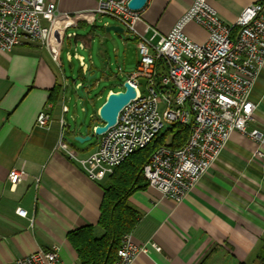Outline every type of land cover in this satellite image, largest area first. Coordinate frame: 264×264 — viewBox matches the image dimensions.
Masks as SVG:
<instances>
[{"label":"crops","instance_id":"1","mask_svg":"<svg viewBox=\"0 0 264 264\" xmlns=\"http://www.w3.org/2000/svg\"><path fill=\"white\" fill-rule=\"evenodd\" d=\"M48 1L55 2L61 14L89 12L97 5V0ZM193 1L148 0L137 27L146 38L153 35L152 28L166 34ZM260 1L208 0L230 24L245 6ZM79 14L78 27L90 24ZM96 17L90 25L97 23ZM102 30L100 41L102 35L108 37L105 27ZM184 32L197 42L207 38V31L195 22ZM73 40L65 39L56 55L36 42L0 49V264H15L19 257L53 245L60 247L62 264H79L68 233L92 225L96 237L104 234L98 221L109 179H90L59 145L63 140L69 146L68 137L93 136L101 124L90 123L86 133L67 121L72 97L64 87L62 55L64 43ZM103 49L99 53L105 58ZM250 98L256 109L248 127L264 133V65ZM43 110L51 115L48 127L37 124ZM98 143L80 153L69 150L85 157ZM258 148L249 137L233 132L218 160L181 202L150 186L134 192L129 202L141 217L130 234L146 249L131 264H264V157L256 154ZM261 149L264 152V145ZM21 167L27 177L11 189L8 173ZM18 208L25 209L27 217L19 216Z\"/></svg>","mask_w":264,"mask_h":264},{"label":"built area","instance_id":"2","mask_svg":"<svg viewBox=\"0 0 264 264\" xmlns=\"http://www.w3.org/2000/svg\"><path fill=\"white\" fill-rule=\"evenodd\" d=\"M128 3L97 0L95 9L78 14L90 24L97 14L113 17L138 38L140 59L127 79L137 96L122 108L116 124L100 135L97 148L88 156L78 157L63 140L59 145L90 179L103 181L159 132L174 123L189 125L190 135L182 147L161 145L143 167L148 186L181 202L218 160L233 132L255 141L260 147L256 154L264 157V133L248 127L256 109L251 92L264 65V1L245 6L230 24L208 0H194L168 33L152 28L150 38L137 27L142 20L141 10L131 9ZM78 14L58 13L56 3L48 0H0V49L11 51L36 42L56 55L65 39H78V33L69 30L78 27ZM59 20L60 40L54 45L53 29ZM190 22L207 31L206 40L197 42L186 35L184 27ZM80 47L85 49V43L81 42ZM74 56L86 75L91 68L85 57L78 52L73 56L68 53L69 60ZM139 77L147 80L145 93L139 89ZM50 122V113L41 111L37 124L48 127ZM26 177L24 167L12 168L8 173L11 189ZM16 212L27 217L25 209ZM145 249L137 246L128 233L114 264H131ZM15 264H62L60 247L53 245L23 255Z\"/></svg>","mask_w":264,"mask_h":264},{"label":"rangeland","instance_id":"3","mask_svg":"<svg viewBox=\"0 0 264 264\" xmlns=\"http://www.w3.org/2000/svg\"><path fill=\"white\" fill-rule=\"evenodd\" d=\"M96 20L97 23L94 25L86 24L78 28L71 27L69 30H75L80 37L77 42L73 40L72 44H69L67 40L63 46V72L67 77L64 87L68 96L72 97L71 102L68 103L71 111L67 116V121L73 129H81L83 121L92 125L96 121L104 124L98 115V111L107 101L108 90H124V83L128 79V75L136 70L140 59L138 46L132 33L127 30L123 33L111 31L108 33L107 38L102 35L103 38L100 41L99 36L103 32L102 27H106V22L115 25L116 19L97 14ZM81 42L85 43V49L80 47ZM101 48H104L103 50H106L107 55L110 57L107 67H103L99 60L98 55ZM68 52L72 56L76 52L83 55L90 68L97 70L96 76L91 80L84 78L86 75L82 72L79 60L75 56L72 60H69L67 58ZM137 82L141 92L145 93L147 80L144 77H139ZM80 85L82 86L83 97L79 94ZM82 129H85V127ZM98 139H100V136L95 135L94 131L91 139L85 142H79L74 137H68L71 144H69V147L75 153H80L83 150L93 148Z\"/></svg>","mask_w":264,"mask_h":264},{"label":"trees","instance_id":"4","mask_svg":"<svg viewBox=\"0 0 264 264\" xmlns=\"http://www.w3.org/2000/svg\"><path fill=\"white\" fill-rule=\"evenodd\" d=\"M110 90L112 89L108 90V94ZM190 131L189 125L174 123L159 132L149 145L134 152L115 168L108 177L110 183L104 191L100 207L98 224L103 228L104 234L96 237L93 226L86 225L67 235L78 254L79 264L115 263L124 235L133 230L141 217V213L130 204L129 197L148 186L143 174L144 165L161 145L182 147L187 142Z\"/></svg>","mask_w":264,"mask_h":264},{"label":"water","instance_id":"5","mask_svg":"<svg viewBox=\"0 0 264 264\" xmlns=\"http://www.w3.org/2000/svg\"><path fill=\"white\" fill-rule=\"evenodd\" d=\"M148 0H129V7L133 10H141L145 7ZM111 31L117 32V33H123L125 31L124 27L122 25H110L105 27V33H110ZM106 53V50H105ZM99 60L102 63L103 67H107L109 56L107 55L105 58L102 57V55L99 53ZM97 74V70L95 69H89L86 78L88 80H91L94 78ZM124 90L122 91H114L109 92L106 103L99 109L98 115L100 119L104 122V124H100L95 126L94 128V134L95 135H101L104 132H106L111 126L115 125L117 122V118L119 115V112L122 110V108L127 105L132 99H134L137 96V91L135 87L126 80L124 83ZM79 94L81 97L84 96L82 86L80 85ZM81 126L85 127V132H88V129H90V123H86L83 121V124ZM91 135H77L75 137V140L79 142H85L87 140L91 139Z\"/></svg>","mask_w":264,"mask_h":264},{"label":"bare ground","instance_id":"6","mask_svg":"<svg viewBox=\"0 0 264 264\" xmlns=\"http://www.w3.org/2000/svg\"><path fill=\"white\" fill-rule=\"evenodd\" d=\"M62 22L59 20L56 24V27H54L53 29V33H54V36H53V42H54V45L57 44V42H59L60 40V26H61Z\"/></svg>","mask_w":264,"mask_h":264}]
</instances>
